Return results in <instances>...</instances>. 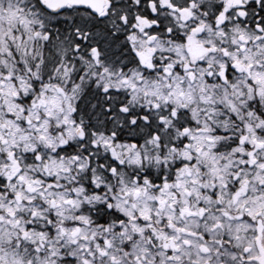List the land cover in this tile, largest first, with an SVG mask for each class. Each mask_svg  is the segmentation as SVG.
I'll return each instance as SVG.
<instances>
[{
	"label": "snow or ice",
	"instance_id": "obj_1",
	"mask_svg": "<svg viewBox=\"0 0 264 264\" xmlns=\"http://www.w3.org/2000/svg\"><path fill=\"white\" fill-rule=\"evenodd\" d=\"M0 264H264V0H0Z\"/></svg>",
	"mask_w": 264,
	"mask_h": 264
}]
</instances>
